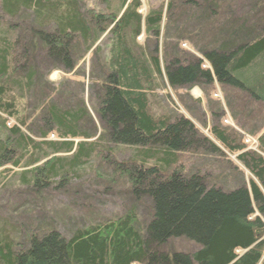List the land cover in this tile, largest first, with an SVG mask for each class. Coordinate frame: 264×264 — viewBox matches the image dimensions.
<instances>
[{
    "label": "trees",
    "instance_id": "trees-1",
    "mask_svg": "<svg viewBox=\"0 0 264 264\" xmlns=\"http://www.w3.org/2000/svg\"><path fill=\"white\" fill-rule=\"evenodd\" d=\"M85 1L0 0V24L4 23L0 27V168H29L16 179L29 189L13 192L35 195L43 209L39 203L36 206L46 214L45 201L52 190L66 192L73 180L81 178L75 176L77 171L101 152L96 141L86 142L96 139L97 127L83 100L73 103L62 91L59 97L64 98L52 96L59 88L39 76L37 60L43 54L41 59L51 70L62 67L72 72L80 58L108 32L113 44L107 70L101 64L100 49L93 53L104 71V79L98 76L95 83L99 91L93 109L108 141L135 153L126 161H118L112 150L104 148L106 155L99 158L98 166L101 175L107 177L102 176L100 187L127 191L137 205L145 203L148 217L143 223L131 207L105 223L78 226L75 231L72 228L68 238L49 219L30 213L27 205L31 203L25 200L12 212L23 208L20 216L26 220L14 224L13 230L9 220L0 221V264H264V123L259 136L252 138L257 151L250 149L252 144H247L244 137L247 129L257 131L258 123L264 122L248 116L258 111L259 104L264 105V6L260 9L261 3L256 0L255 10L239 17L243 27L227 30L224 21H231L236 10L225 0H167L146 16L140 13L141 0H103L99 5L105 2V9L86 8ZM252 2L245 0L247 5ZM23 11L33 14L36 26L7 22V18ZM192 13L198 14L197 19ZM251 22L254 27L248 26ZM207 24L212 31L215 28L213 35L242 42L236 46L223 42L217 48L203 49L206 46H200V40L203 37L204 43L208 41L204 36ZM171 27L176 32L170 43L175 57L167 55L163 41L160 53L158 47ZM258 30L261 34L256 33ZM141 35L147 42L142 47L149 56L135 44ZM189 41L198 43L194 48L210 69L182 47ZM159 54L165 61L162 66ZM163 74L171 89L189 91L198 86L206 96V88L215 85L230 90L232 95L222 100L207 96L214 118L209 136L187 116L151 112L149 97L161 88L156 76ZM49 93L56 100L46 106ZM182 96L179 98L186 105ZM42 101V108L30 116ZM62 103L73 108L68 105L62 110ZM197 104L194 102L191 108L198 110ZM247 106L254 110L249 111ZM224 110L236 112L234 119L242 122L239 128L243 132L224 124ZM185 111L208 128L202 115L191 112L190 106L186 105ZM8 118L18 125L9 127ZM29 118L34 119L31 123L35 127L41 122L39 132L33 133L36 127L31 135L25 133L24 129H31ZM87 124L92 131L88 132ZM52 133L65 141H47ZM104 137L101 133L98 140ZM75 139L83 142L76 145ZM225 151L238 155L247 177L226 158ZM188 154L219 161L221 167L214 170L219 175L209 172V166L194 165L193 160L189 167L192 171L187 172L180 156ZM53 156L43 167H36ZM10 174L17 176L9 170L5 177ZM227 182H233L234 188L228 189ZM6 185L0 184V190ZM92 209L85 208L89 214L84 218L89 222ZM175 241H190L196 250L172 253L168 246Z\"/></svg>",
    "mask_w": 264,
    "mask_h": 264
},
{
    "label": "rangeland",
    "instance_id": "rangeland-1",
    "mask_svg": "<svg viewBox=\"0 0 264 264\" xmlns=\"http://www.w3.org/2000/svg\"><path fill=\"white\" fill-rule=\"evenodd\" d=\"M101 1L103 0H86L84 3H86V8H97L98 9H105V2H103V4H100ZM142 1V7L140 9V13L143 16H146L151 9H158L161 4H163L164 2H166L167 0H141ZM229 5H233V9L235 11V13L232 16L231 21H235V23H231V21L229 20V18H226V20L224 21L225 24L224 26H226L225 28L227 30H231L236 28V30L241 29L243 27L242 23V19H240L239 17L241 16H246L248 14V12L251 10V13L253 12V10H255L254 7V3L256 4V0H254V2H252L251 4H246L245 0H236V3H231L234 0H225ZM242 1V2H241ZM208 2L210 3V1L208 0ZM212 2V1H211ZM260 6V9L264 6V0H257ZM255 13V12H254ZM191 14V13H190ZM192 15H194V19H197V15L196 13H192ZM257 15V12H256ZM2 16V15H1ZM8 23H12L17 24V22H27L28 24H30V26H36L35 22H34V16L33 14L29 13L27 14L26 12H21L17 17H13V18H7ZM212 23V21L210 22ZM223 21L219 22L218 24H222ZM234 24L235 27H234ZM4 26V23L0 24V27ZM208 26L207 29H210L209 31L207 29H205L204 31V36L206 35V40H210L209 42L207 41V43L203 42V37L200 40V46H206L203 47V49H207V48H217L219 47V44H222L223 42H230L232 43V45L236 46L239 45L240 42L242 41H231L228 40L226 38H224L225 36H217L216 34L213 35V33H215V28L212 31V28L209 27V25H205ZM249 27H254L252 22L248 23ZM172 28V27H171ZM179 28V27H178ZM192 28V27H191ZM206 28V27H205ZM246 28V27H244ZM52 29V28H51ZM174 27L170 30H168L163 36V39L160 40V44L158 45L159 47V53L161 52V44L163 41L164 46H166V48L168 49V54H171V57H175L174 49L170 46L171 44V37L173 34H175L176 32H174ZM255 29V28H254ZM54 30V28L52 29ZM213 32V33H212ZM257 34H261V32L258 30V32H256ZM112 37L110 36V34L107 32L101 39L100 41L96 44V46H94L92 48V50L85 55L84 57L80 58V62L77 65V67L74 69V71L72 72H68L67 70L63 69L62 67H59L58 70H51V66L50 65H46L43 61H42V56L43 54L40 55V58L37 60L38 62V69H39V76L44 78V80H47L48 83H50V86L53 87H58L59 90L57 89L58 92H56L55 94H52V96H54V98H64L65 96L70 97V99H72L71 102L74 103V101L79 100V101H84L85 104H87V107L90 109V113H91V117H92V123L95 127H97V134L94 133L95 136V140H84L87 143L90 144V142H97L100 147L99 150L101 151L100 153L98 152V156H93L92 159H90L89 164H87L84 168H81L79 171H77V174L75 176H80L81 178L75 179L73 180L70 186H68V189L66 192H62L61 190H52V194L51 196L48 197V199H46L45 203H46V210L45 212L49 213L46 214L44 212H42V204L41 202H36V196L33 194H25V193H16V192H25L27 189V187H23L20 186L18 184V181L16 179H18L20 177V175L22 174V172H25L27 170H29V168H21V169H14L11 166H5L0 168V174H3L2 178H0V184H7V188L5 189H1L0 190V221H8L11 222V226L13 230L14 228H16V226H14V224L17 223H21L24 220H26V218H23L22 216H20L22 214L23 211H21L22 209H18L15 214L12 212L13 207H19L21 206L24 201L29 200L31 204L27 205V209L30 210V213H33V215H35L36 218H40L41 216H44L45 219H49L52 223V225H54L55 228L58 229V231L65 235L66 237H71L73 230L75 231L76 228L78 226H83V227H87L90 225V223H94V224H101V223H105L107 220L112 219L113 217L116 216H121L125 213L126 210H128L131 207H135V209L137 210V214L140 218H142V222L146 223V219L148 217V213H147V209H145V203L141 204V205H137V203H135L132 195H130L127 191H116L113 189L107 190V189H103L100 187L101 184V180H103V177H107L106 175L102 174L101 175V170L100 167L98 166V160L101 157L105 158V154H103L104 151H106L104 148L112 150V154L115 156V158L118 161H126L128 160V158L131 157V155L134 152V150H130L127 149L125 147H116L115 145H113L112 143H110L108 141L107 135L104 133V125L101 123L99 116L96 113V110L93 109V107H96V95L98 93V87L95 86V83L98 79V76L104 79V76L102 74V72L104 73V71L100 70L99 68V63L95 62V58L93 57V53L95 52L96 49H100L99 52V56L101 58V64L104 65L105 70H107L108 66H109V61L111 59V55H110V51L112 48V42L110 41ZM223 38V39H222ZM135 44L137 43L138 48H144L142 47L143 45H146V39L144 36H139L137 39H135ZM192 40V39H191ZM195 41V40H194ZM194 41H189L187 43H184L182 45V47L187 50V53H189L192 56H196L197 58H199L200 60L203 61V67L205 69H209L210 68V64L205 61L204 57L198 52L196 51V48H194V45H198V43L194 44ZM207 44H209L207 46ZM141 50V49H140ZM145 50V55L149 56L147 54L146 49ZM39 53L37 57H39ZM163 54V53H162ZM160 55V54H159ZM161 56V57H160ZM160 63L161 66L163 65V62L165 63V61H162V55H160ZM95 68V69H94ZM165 75L163 74L161 77L156 76V80L157 82L160 81L161 84V88L159 90H156L153 94L150 95L149 97V102H150V108H151V112L155 115L161 116V115H168V116H172L173 114H178V115H184L187 116L189 119H191L195 125L205 134V135H210V133L208 134V129L209 128H204L197 120H194V118H192L191 116L189 117L188 113L185 111L186 110V105H184L181 100H180V96L185 97V94H187V92L191 91V90H185V89H181V90H174V89H170L166 80L164 79ZM99 84V83H98ZM158 83V85H160ZM99 86V85H98ZM198 87V86H195ZM194 87V88H195ZM213 87V86H212ZM212 89V90H210ZM195 90H198V88H196ZM195 90L193 91V94L195 95ZM207 90V96H209L210 98H215L216 100H221L222 95L223 96H228L229 94L232 95V93L230 92V90L228 89H224L215 85V87L211 88H206ZM63 92L64 94H66L64 97H59V93ZM199 91V90H198ZM203 92V91H202ZM200 93V92H199ZM49 96V97H48ZM51 96V94L49 93L47 95L48 101H46V106H48L49 104H53L54 103V99ZM189 96H190V92H189ZM206 95H204L203 99L205 101H207V97ZM188 99V98H187ZM185 100V98H184ZM58 101V100H57ZM190 101V100H189ZM239 101L243 104H245L244 101H241L239 99ZM29 102V101H28ZM43 102H39L36 107H33V109L29 112V115H35L36 113V109H41L43 106ZM191 104V103H190ZM72 107L73 105L71 104H67L65 105V103H62V110H65L66 107ZM75 108V107H74ZM202 108H204L206 111L210 112L209 107H208V103L207 105L202 106ZM249 111H253V108H249L247 106ZM258 111L256 112H252L249 114L248 116L253 115L254 119L256 120H262L264 121V105L259 104L258 105ZM204 109H192L191 112H196V115L201 116L202 118L205 120H208V116L204 113ZM205 111V112H206ZM7 118V117H6ZM228 119V118H227ZM34 119L33 118H29V123H30V131L28 132L27 130L24 129L25 133H28L29 135H31L32 130L36 127L37 130H35V132L33 131V133H37L41 130L42 128V124L41 122L36 123V127L34 126L33 123H31ZM211 120V118H210ZM252 120V119H251ZM226 119H224L223 122H225ZM229 122V121H228ZM248 121H246L247 123ZM234 125H228L231 128H234L235 130L239 129L240 131H242V129H240L239 127L242 125V122H236L235 119H233ZM264 122H259L258 123V128L257 131L252 132V130L247 129V133L245 135L244 133V137L246 138V143L249 144L247 142L248 140V136H250V138H255L257 136H259V131H261V126L263 125ZM32 124V125H31ZM214 124V123H213ZM212 124V125H213ZM9 127L13 126V125H18V123L14 120V119H10L8 118V124ZM208 127V126H207ZM211 127V126H210ZM84 128V127H83ZM88 132L92 131V127L89 126L87 124ZM243 132V131H242ZM101 133H103V136H105L103 139H99L98 138L101 136ZM249 133V134H248ZM36 141H42L41 138H37L35 136H32ZM47 141L50 142H54L57 143L59 141H65L64 139H61L59 134L57 133H52L50 134V136L48 137V139H46ZM98 140V141H97ZM75 144H80L83 142L82 139H75L74 140ZM251 142V141H250ZM255 144V143H254ZM250 149L252 150H257L256 145L252 144V147H250ZM115 151V152H114ZM226 158L231 160L234 164H236L237 166H239L242 170L245 171L244 176L247 177L249 174L248 172L243 168L242 164L238 161V155H232L229 154L228 152H226ZM260 153V152H259ZM200 155V154H199ZM199 155H181L180 156V161H183L184 164H186L185 168L187 172L191 173V169L189 168L190 165H192V160H193V164L197 165V166H203V167H207L209 166L208 171L209 172H213L215 173V176L219 175L216 171H214L215 169H217L220 166V162L217 160L211 159L210 157H203L199 156ZM60 157H66L69 158L71 155H67V154H60L58 155ZM109 156V155H108ZM110 157V156H109ZM53 158H55V156L48 158V160H44L42 161L40 164H38L36 167H43L45 165V163L47 161L52 160ZM104 158L101 160L103 162ZM215 159V158H214ZM221 159V158H220ZM221 160H225V159H221ZM225 162V161H224ZM100 163V161H99ZM225 164V163H224ZM226 165V164H225ZM96 166V167H95ZM183 169V170H184ZM9 170H12V172H16L17 176H14L13 174H10L7 178L5 177L6 172H9ZM92 170H96L93 171ZM97 173H99L100 175H98ZM100 176V177H98ZM103 176V177H102ZM72 178V177H71ZM74 179V178H72ZM232 179V178H231ZM16 183V185L14 184ZM226 186L228 187V189H233L234 188V183L233 182H227ZM127 188L126 185H124V188ZM125 188V189H126ZM16 191V192H13ZM36 203H39L40 208H38L36 206ZM149 205V203H147ZM146 204V205H147ZM91 205V206H90ZM147 205V206H148ZM92 206H95L94 209H92ZM90 208L92 209V212L90 213V218L92 219L89 222V219L86 220V218L89 214L88 212L85 211V208ZM53 211L52 214H50ZM87 213V214H86ZM41 223V221H40ZM70 224V227L66 226V225ZM80 224V225H79ZM24 229H27L24 226ZM19 230V229H18ZM172 248V253L173 252H194L196 250L195 245L192 244L190 241H186V242H180V241H175L173 244H171L170 246H168V248Z\"/></svg>",
    "mask_w": 264,
    "mask_h": 264
},
{
    "label": "crops",
    "instance_id": "crops-1",
    "mask_svg": "<svg viewBox=\"0 0 264 264\" xmlns=\"http://www.w3.org/2000/svg\"><path fill=\"white\" fill-rule=\"evenodd\" d=\"M168 84V83H167ZM169 86V85H168ZM169 88L171 89V87L169 86ZM196 88H198V90H199V95H194L193 94V91L196 89ZM228 89V88H227ZM174 90H181V89H174ZM191 91H189L190 92V96L188 97V99L186 98V97H183V98H185V102H186V105H188V106H190V111L192 110V109H194V108H191V104L190 103H192V102H197V103H200L201 104V107H200V109H204V108H202V106H204V105H207V101H205L204 99H203V97H204V91H203V89L200 87H193L192 89H190ZM203 91V92H202ZM190 100V101H189ZM206 110L204 109V113L208 116V120H206V124H207V126H208V128H210V126H212V124L214 123V118H212V113L211 112H208V111H206ZM200 112V111H199ZM225 112L227 113V117L225 116L224 118H226V120H233L234 119V116H236L237 114H236V112L235 111H233V110H225ZM210 118H211V120H210ZM223 118V119H224ZM228 118V119H227Z\"/></svg>",
    "mask_w": 264,
    "mask_h": 264
},
{
    "label": "bare ground",
    "instance_id": "bare-ground-1",
    "mask_svg": "<svg viewBox=\"0 0 264 264\" xmlns=\"http://www.w3.org/2000/svg\"><path fill=\"white\" fill-rule=\"evenodd\" d=\"M195 95H199V91L198 90H195ZM224 112H225V110H224ZM225 115H226V117H227V113L225 112ZM224 119H226V118H224ZM224 119H223V121H224ZM228 121H230V120H226L225 122H224V124H226ZM237 130H239V129H237Z\"/></svg>",
    "mask_w": 264,
    "mask_h": 264
}]
</instances>
